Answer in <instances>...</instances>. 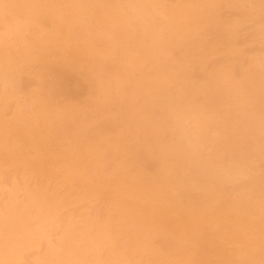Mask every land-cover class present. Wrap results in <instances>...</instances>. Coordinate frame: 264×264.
Returning a JSON list of instances; mask_svg holds the SVG:
<instances>
[{
    "label": "bare ground",
    "instance_id": "obj_1",
    "mask_svg": "<svg viewBox=\"0 0 264 264\" xmlns=\"http://www.w3.org/2000/svg\"><path fill=\"white\" fill-rule=\"evenodd\" d=\"M0 264H264V0H0Z\"/></svg>",
    "mask_w": 264,
    "mask_h": 264
}]
</instances>
